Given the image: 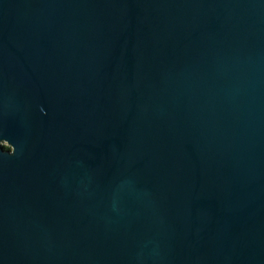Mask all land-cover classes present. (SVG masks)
Segmentation results:
<instances>
[{
    "label": "water",
    "instance_id": "obj_1",
    "mask_svg": "<svg viewBox=\"0 0 264 264\" xmlns=\"http://www.w3.org/2000/svg\"><path fill=\"white\" fill-rule=\"evenodd\" d=\"M0 264H264V0H0Z\"/></svg>",
    "mask_w": 264,
    "mask_h": 264
}]
</instances>
